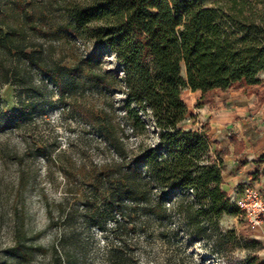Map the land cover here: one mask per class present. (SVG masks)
Instances as JSON below:
<instances>
[{"label": "trees", "instance_id": "1", "mask_svg": "<svg viewBox=\"0 0 264 264\" xmlns=\"http://www.w3.org/2000/svg\"><path fill=\"white\" fill-rule=\"evenodd\" d=\"M53 3L59 12L56 28L96 48L77 58L72 71L96 90L85 118L113 152L109 160L76 173L90 189L89 196L75 194L90 219L98 225L108 214L126 229L136 221L174 227L172 237L202 244L197 251L220 262L264 264L260 241L221 226L223 217L241 213L222 188L223 158L208 137L209 126L181 128L188 113L181 98L186 89L200 92L197 109L211 105L216 91L230 89L264 104V80L259 78L264 72V11L250 9L246 16L244 5L234 3L229 13L199 0H46L48 6ZM46 5L32 15L18 4L1 11L0 47H16L23 18L52 30ZM24 51L32 61L34 52ZM36 65L62 84V68L41 61ZM23 107L20 103L11 116L21 115ZM13 251L26 256L20 242ZM64 259L52 248L51 264Z\"/></svg>", "mask_w": 264, "mask_h": 264}, {"label": "rangeland", "instance_id": "2", "mask_svg": "<svg viewBox=\"0 0 264 264\" xmlns=\"http://www.w3.org/2000/svg\"><path fill=\"white\" fill-rule=\"evenodd\" d=\"M199 1L205 7L229 13H234V3L244 5L246 16L250 9L253 13L264 11V0ZM16 4L32 15L33 9H44L46 0H0V12ZM46 8L44 15L54 21L52 30L23 18L16 47H0V264H51L54 247L64 256L63 264H227L204 250L197 251L202 246L198 242L172 237L176 234L174 227L164 229L156 223L136 221L126 229L108 214H102L98 225L90 219L83 201L75 197L76 192L89 196L90 189L87 182L77 180L76 173L109 160L113 152L95 137L85 118L96 90L72 71L77 58L92 54L96 48L56 28L59 12L55 3ZM21 48L34 52L32 61L20 52ZM102 59L112 61L107 56ZM40 61L63 69L59 72L61 85L37 67ZM259 78L264 80V72ZM199 95V91L182 92L188 113L181 128L201 130L217 115L230 114V118L236 117L234 122L210 132L221 148L238 126L256 133L259 141L264 129V104H257L255 96L246 97L242 90H218L211 105L197 109ZM115 98L120 100V94ZM20 103L23 113L11 116ZM255 146L250 144V150ZM229 169L227 166L224 178L230 195L248 185L264 197V165L257 175L249 178L248 174L233 187ZM221 226L252 238L241 215L223 217ZM17 242L25 257L14 254ZM258 255L264 260V249ZM229 259L234 261L235 257Z\"/></svg>", "mask_w": 264, "mask_h": 264}, {"label": "crops", "instance_id": "3", "mask_svg": "<svg viewBox=\"0 0 264 264\" xmlns=\"http://www.w3.org/2000/svg\"><path fill=\"white\" fill-rule=\"evenodd\" d=\"M229 115L230 114L217 115V117H214L213 121L205 124L209 126L208 137L213 142V148L220 152L223 158L224 168L222 172V188L228 196H230V192H228L229 186L225 184L224 178L227 166H229V170L233 173L230 182V187H233L234 185L240 183L248 174L249 178L250 175L254 177V171H257L258 174L260 172L259 167L264 165V161L259 160V158L263 155L262 151L264 150V129L260 134L258 133L259 141H257L256 133L250 132V130H246L241 126H238V128L236 127L232 134L229 135L228 143L222 148L220 147L218 141L212 138L210 135L211 130L236 120V117L230 118ZM250 144L256 145L254 151L250 150ZM251 233V237L253 239L260 241L264 245V226L261 230Z\"/></svg>", "mask_w": 264, "mask_h": 264}, {"label": "built area", "instance_id": "4", "mask_svg": "<svg viewBox=\"0 0 264 264\" xmlns=\"http://www.w3.org/2000/svg\"><path fill=\"white\" fill-rule=\"evenodd\" d=\"M229 200L240 210L246 228L250 232L261 230L264 226V197L262 193L248 185L236 189Z\"/></svg>", "mask_w": 264, "mask_h": 264}]
</instances>
